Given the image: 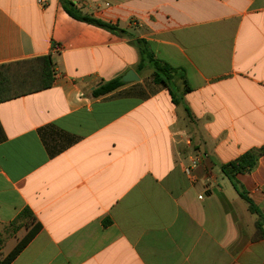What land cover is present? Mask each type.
Returning a JSON list of instances; mask_svg holds the SVG:
<instances>
[{
	"label": "crops",
	"instance_id": "crops-1",
	"mask_svg": "<svg viewBox=\"0 0 264 264\" xmlns=\"http://www.w3.org/2000/svg\"><path fill=\"white\" fill-rule=\"evenodd\" d=\"M64 1L0 0V65L54 66L0 103V261L40 224L10 264H264V153L236 175L259 214L221 169L264 149V0H73L119 31ZM136 40L177 70L179 105Z\"/></svg>",
	"mask_w": 264,
	"mask_h": 264
},
{
	"label": "trees",
	"instance_id": "trees-1",
	"mask_svg": "<svg viewBox=\"0 0 264 264\" xmlns=\"http://www.w3.org/2000/svg\"><path fill=\"white\" fill-rule=\"evenodd\" d=\"M74 6L73 1H64V8L66 12L74 19L109 31H119L118 28L112 24L80 14ZM136 45L140 53V63L138 65V69L141 71L148 65L151 66L153 68V82L167 88L172 95L173 102L176 105H179L180 100L173 91L171 83L172 77L177 70L167 64L157 61L150 51L147 42L144 40H136ZM53 81L54 66L52 59L49 56L0 65V103L48 89L52 86ZM124 85L125 83L123 82L122 77H118L99 86L93 91V95L95 97L103 96L116 91ZM186 91H189L188 87H186ZM263 153L264 149L260 150L258 153L247 152L237 160L223 165L221 168L224 175L232 181L234 187L240 193V196L248 202L249 209L254 214H259V210L247 194L239 189L236 175L239 173L244 174L251 172L257 164L258 157ZM26 216L33 217L29 208L25 209L16 218L14 223L21 220L23 221L26 219ZM40 229V224L34 225L26 236L17 244V246L3 260L0 261V264H10L34 238ZM257 230L259 236H264L260 220L257 222Z\"/></svg>",
	"mask_w": 264,
	"mask_h": 264
},
{
	"label": "water",
	"instance_id": "water-1",
	"mask_svg": "<svg viewBox=\"0 0 264 264\" xmlns=\"http://www.w3.org/2000/svg\"><path fill=\"white\" fill-rule=\"evenodd\" d=\"M122 80L124 83H130L134 81H139V77L133 70H130L125 76L122 77Z\"/></svg>",
	"mask_w": 264,
	"mask_h": 264
},
{
	"label": "rangeland",
	"instance_id": "rangeland-1",
	"mask_svg": "<svg viewBox=\"0 0 264 264\" xmlns=\"http://www.w3.org/2000/svg\"><path fill=\"white\" fill-rule=\"evenodd\" d=\"M26 222H27V220L24 222V221H17L16 223H14V228L15 229H20V228H22V227H25L26 226ZM23 239V238H22ZM21 239V240H22ZM1 244H2V240L0 239V246H1ZM5 253H7V252H5Z\"/></svg>",
	"mask_w": 264,
	"mask_h": 264
},
{
	"label": "built area",
	"instance_id": "built-area-1",
	"mask_svg": "<svg viewBox=\"0 0 264 264\" xmlns=\"http://www.w3.org/2000/svg\"><path fill=\"white\" fill-rule=\"evenodd\" d=\"M197 164H198V159L192 160L191 167L186 170V173L190 174L191 173V169L194 168V167H196Z\"/></svg>",
	"mask_w": 264,
	"mask_h": 264
}]
</instances>
